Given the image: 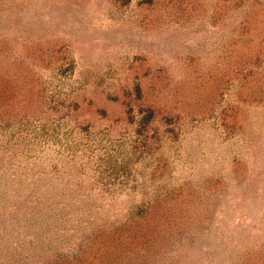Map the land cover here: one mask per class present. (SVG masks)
Segmentation results:
<instances>
[{"label":"rangeland","instance_id":"1","mask_svg":"<svg viewBox=\"0 0 264 264\" xmlns=\"http://www.w3.org/2000/svg\"><path fill=\"white\" fill-rule=\"evenodd\" d=\"M0 264H264V0H0Z\"/></svg>","mask_w":264,"mask_h":264}]
</instances>
